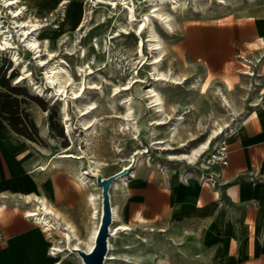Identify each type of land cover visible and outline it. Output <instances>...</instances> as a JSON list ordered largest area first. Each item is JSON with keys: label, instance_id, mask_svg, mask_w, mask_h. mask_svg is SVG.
<instances>
[{"label": "rangeland", "instance_id": "rangeland-1", "mask_svg": "<svg viewBox=\"0 0 264 264\" xmlns=\"http://www.w3.org/2000/svg\"><path fill=\"white\" fill-rule=\"evenodd\" d=\"M184 1L177 10L164 11L171 16V27L154 18L153 25L147 23L139 32L138 22H129L126 6L115 8L102 0H41L43 16L38 19L34 17L35 8L29 5L26 8L23 0L18 4L27 17H15L20 10L18 5L0 0L1 25L6 31L9 29L6 35L10 42H15L14 49L0 51V68L6 70L7 78L12 76V85L26 87L30 95L39 98L20 97L27 100L23 107L38 128L41 143L35 144L44 162L56 161V166L46 172L50 177H58L64 193L52 205L84 241L102 217V202L94 185L89 183L82 188L77 185L78 170L92 175L96 159L101 163L97 176L108 177L123 170L134 155L131 170L137 165V180L162 177L168 181L172 176L181 179L191 176L190 179L200 181L211 171L207 169L212 166L211 155L222 140L230 148L233 136L255 103L256 78L264 70V40L256 31L257 24L264 21V0ZM129 2L135 4L133 9L138 21L155 4L146 0ZM25 18L40 23L38 30L29 32L30 37L37 33L38 53L27 50L23 36L20 39L22 32L15 22ZM61 27L65 31L61 32ZM150 32L157 35L160 50L151 49ZM222 34H234L249 42L259 41L249 44L248 51H240L225 64L208 63L207 58H215L208 47ZM11 51L18 53V61L11 57ZM160 54L158 69L176 78V82L155 78L154 57ZM49 68H56L61 81L67 76L66 70L69 72L71 80L66 84V92L55 87L58 83L52 85L47 81ZM245 71L255 74L249 76ZM151 87L162 96L168 117L149 108L147 91ZM73 91H77L76 97ZM221 93L229 100L230 108L224 106ZM127 101L131 103L138 131L133 127L128 129L119 118L127 111ZM92 102L96 108L83 115ZM65 112L70 117L68 122ZM92 117L96 120L87 132L84 123ZM158 119L163 124L157 125ZM174 123L178 126L175 136ZM219 125H229V128L212 141L209 150L198 160L168 159L170 153H191ZM233 128L236 132L232 134ZM156 140H165L166 145L155 144ZM167 144L175 149H163ZM67 149L76 155L83 154L84 158H59ZM138 149L146 151L135 154ZM125 190L111 189V204L119 207L122 222L131 230L111 240L112 259L106 264H192V261L205 264L212 256L203 242L201 229H195L192 234L181 230L177 237L168 238L156 229L133 223ZM90 194L95 195L94 202ZM22 201L16 207L26 214L34 203H28L25 198ZM45 235V241L36 244L38 256L32 264H54L51 245L62 234L45 231ZM63 249L64 263L82 264L69 246Z\"/></svg>", "mask_w": 264, "mask_h": 264}, {"label": "crops", "instance_id": "crops-1", "mask_svg": "<svg viewBox=\"0 0 264 264\" xmlns=\"http://www.w3.org/2000/svg\"><path fill=\"white\" fill-rule=\"evenodd\" d=\"M256 31L264 40V21ZM255 41L219 35L207 46L215 58L206 61L225 64ZM255 87L252 110L229 145L228 165L211 166L220 174L215 187L176 176L168 181L135 178L124 187L133 223L168 238L181 230L192 234L201 229L212 254L205 264H264V70ZM43 163L48 160L44 162L35 142L15 133L0 117V232L5 238L0 264H32L38 256L36 244L46 239L45 230L16 207L25 197L31 203L35 195L47 196L52 204L63 195L58 177L38 168Z\"/></svg>", "mask_w": 264, "mask_h": 264}, {"label": "bare ground", "instance_id": "bare-ground-1", "mask_svg": "<svg viewBox=\"0 0 264 264\" xmlns=\"http://www.w3.org/2000/svg\"><path fill=\"white\" fill-rule=\"evenodd\" d=\"M7 1H10L9 4H12V5L17 4L18 5L17 10L18 9H20V10L15 15V17L20 16V15H24V17H27L23 11L22 6L18 4L19 0H7ZM23 1H24L23 5L27 6L26 8H28V5L35 8V10H36V14L34 16L35 19H38L41 16H43V15H41L42 14V11H41L42 2H41V0H23ZM102 1H106V2L110 3L115 8H117L121 5L126 6V8L128 10L127 18H129V22H133V21L138 22L139 32L140 31L142 32V30L146 27L147 23L149 25H153L154 21L152 19H154V18L165 22V24H167L169 27H171L172 26L170 23L171 22L170 21L171 16L167 12H164V11L167 9L177 10L182 4H184L186 2L184 0H146V1L153 2L155 4L153 5L151 12L146 13L145 18L138 21V19L136 18L135 14H134V9H133L135 4L134 3L131 4L129 2V0H102ZM195 1L199 2V1H203V0H195ZM223 1L224 0H219L220 3H223ZM15 23L17 24L16 28L20 27V30H18V31L22 32L20 34V39L23 36V42L25 44L24 45L25 48L27 50L34 52V53H38L39 49H40V45H39L38 37L35 36V34H37V33L33 34L32 37H30L29 32H30V30H33V31L38 30L40 27V23H38L37 20H33V19L28 20L27 18H25L22 21H20V20L16 21ZM60 30H61V32L65 31V29L63 27H61ZM7 31L4 29V26H2L1 22H0V51L15 48V42H10V40L7 37L8 35H6ZM30 33L32 34V32H30ZM149 37H150L149 41H150L151 49L153 51L160 50V44L161 43L157 42L158 40L156 41L157 35L154 32H152ZM52 42H53L52 40L49 41L50 44ZM140 46H141V43H140L139 47ZM49 53H50V51H49ZM160 56H161V54L154 57L156 61L154 62L153 68L155 70L154 72H157L156 74L154 73L155 78H157V80H166V79L170 78L173 81H175L176 78L171 77L168 74L161 72L158 69V66L161 62V60L159 59ZM11 57L15 61H18L20 59V56L18 55V53L16 51H11ZM40 61H41V63H43V59H40ZM23 68H25V66ZM55 69L56 68H49V70L46 73L47 74L46 79L52 85H54L55 83H58V85L55 87H58L59 90H63V92H66V90H65L66 84L71 80V76H70L69 72L66 70L67 76L65 77L64 81H61L60 74ZM59 69H61V68H59ZM244 74L250 76L253 73H252V71H245ZM117 89H118V87L115 88V90H117ZM125 89H127V88H124V90ZM72 94L76 97L77 91H73ZM147 94H148V98L150 99L149 108H154L155 112L158 113L160 116L165 115L168 117V114L166 113V110H165L164 100H163L162 96L159 94V92H157L156 88L151 87L147 91ZM220 96L223 100L224 106L227 108H230V102L227 99V97L224 95V93H221ZM128 102L129 101L125 102L127 105V111L122 113L119 118L124 122L125 126L129 127L128 129H130V127H133V128H136V130L138 131L139 130L138 129V123L136 121V118L134 117V114L132 111V106L130 105L131 103H128ZM95 104H96L95 102L90 103L89 107L86 108L89 111L83 113V115H86L91 110L95 109L96 108ZM67 105H68L67 99H65L64 100V108H66ZM64 117H65L66 122H68V120L70 119L69 114H67L65 112ZM179 118L183 119V117H179ZM94 120H96L95 117H92L91 119L85 120L86 122L84 123V125L86 126L85 129L87 130V132H89L90 128L94 126V124H93ZM161 124H163V121H160V119H158L157 125H161ZM174 125H175V127L172 128V130H173V135L175 136L177 134V131H178V126H177V123H174ZM227 128H229V125H225V126L219 125L218 128L213 130V132L207 137V139L202 144H200L196 148H193L191 153H186V152L179 153V154L178 153H170V154H168V159H170L172 161L189 160L190 162H193V160H198L200 157H202L204 155V153H206V151L209 150V146L212 143V141L214 139H217L219 135L224 133ZM234 131H235V129L233 128L231 133L233 134ZM226 138H228V137H226ZM154 143L155 144H165V140H156ZM181 146H183V145H181ZM162 148L165 150H174L175 149L170 144L169 145L167 144L166 147L164 146ZM69 151H70V149H67L63 154H60L58 157L59 158L72 157L74 159H79V160H82L84 158V155L81 153L76 155V154H73ZM145 151L138 149L135 151V154H140V153L145 152ZM134 161H135V159H134V155H133L130 158L129 163L126 166H124L123 170L130 169L131 167H134V164H133ZM93 164H94V168L92 170V175L86 174L82 171V169H80L76 173V177L79 181L80 186H88L89 183L91 185H94L96 187V189H98L97 195L99 197L100 202H102V200H103L102 199V188L98 185L97 179H96L98 173L100 172L101 163L95 159L93 161ZM55 166H56V161L54 159L53 161H51V163H43L38 168L42 171H48L51 169V167H55ZM137 169L138 168L136 165L135 169L131 170L129 173H126V174L118 177L117 180L115 181V183L113 184L112 189L124 188V187L128 186L129 183L133 179L136 178ZM89 196H90V199L94 202L95 199H92V198H94L95 195L90 194ZM34 197H35L33 200V202H35L34 208L28 209V210L25 209L26 210V217L31 218L34 221V223L43 227V229L45 231H47L48 233L49 232L50 233L51 232L52 233L57 232L59 234L60 233L62 234L58 239H56V240H54V242H52L51 252L49 251L50 255L52 256V260H53L54 264H71L70 262L64 263L62 260V257L64 254L63 247L66 245L69 246V250L71 252H76L77 250L91 252L94 249L95 243H96V238H97V235H98L99 229H100L101 218L99 219L97 224H95L94 227L90 230L87 241H84L81 238V236L79 235V233L77 232L76 228L72 224H70L68 221H65L63 219V216L61 217V214L56 212V210L52 206V204H51V202L47 196L35 195ZM25 199H26V201H30L31 197H25ZM99 206H100V204H99ZM111 207H112V224L109 228L110 237L108 238V253L106 255L104 264H106L108 260L112 259V257L110 256V250L112 249L111 240L114 238H117L121 233L131 230L130 226H128L127 224L122 222L121 211H120L119 207L114 205V204H111ZM76 253H77L78 257L81 259L82 264H85L82 257H80V255L78 254V252H76ZM19 256H21V255H19ZM19 261H21V260H19Z\"/></svg>", "mask_w": 264, "mask_h": 264}, {"label": "trees", "instance_id": "trees-1", "mask_svg": "<svg viewBox=\"0 0 264 264\" xmlns=\"http://www.w3.org/2000/svg\"><path fill=\"white\" fill-rule=\"evenodd\" d=\"M11 78H7L6 70L0 68V117L8 122L15 133L40 144L38 128L23 107L27 100L20 97L39 98L30 95L26 87L12 85Z\"/></svg>", "mask_w": 264, "mask_h": 264}, {"label": "water", "instance_id": "water-1", "mask_svg": "<svg viewBox=\"0 0 264 264\" xmlns=\"http://www.w3.org/2000/svg\"><path fill=\"white\" fill-rule=\"evenodd\" d=\"M130 169L121 170L108 177L97 176V183L102 188V217L99 233L96 238L95 247L91 252L77 250L85 264H104L108 253L109 228L112 224V207L110 190L118 177L129 173Z\"/></svg>", "mask_w": 264, "mask_h": 264}, {"label": "built area", "instance_id": "built-area-1", "mask_svg": "<svg viewBox=\"0 0 264 264\" xmlns=\"http://www.w3.org/2000/svg\"><path fill=\"white\" fill-rule=\"evenodd\" d=\"M229 153L230 149L226 143L225 140H222L220 145L217 147L215 152L211 155V165H222L226 166L228 165L229 160ZM207 169H211V167L207 166ZM191 178V176H186L182 178L183 182H188V180ZM220 174L219 172L215 170L208 171L205 173L200 181L202 184H208L212 187H215L219 183ZM5 238L3 234L0 232V245L4 242ZM106 258V257H105Z\"/></svg>", "mask_w": 264, "mask_h": 264}]
</instances>
